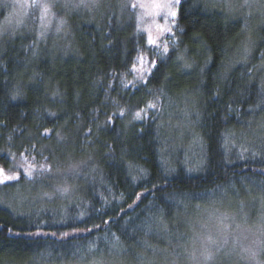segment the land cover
Listing matches in <instances>:
<instances>
[{
    "label": "trees",
    "instance_id": "obj_1",
    "mask_svg": "<svg viewBox=\"0 0 264 264\" xmlns=\"http://www.w3.org/2000/svg\"><path fill=\"white\" fill-rule=\"evenodd\" d=\"M59 5L55 13L69 33L65 50L51 39L39 42L32 22L0 41V166L33 156L40 165L47 157L53 173L25 192L17 183L0 185V264H77L101 254L108 264L120 254L139 264L143 253L175 246L160 226H167L164 235L180 231L177 214L193 208V215L194 207L234 189L264 194V127L252 126L264 122V25L255 43L246 21L183 0L174 40L153 59L145 84L131 72L149 50L132 17L115 8L68 7L66 15ZM17 90L22 96L13 99ZM156 97L157 109L134 120ZM187 99L198 108L194 131L202 148L193 171L179 155L169 160L161 126L171 104ZM51 185L70 192L44 188ZM11 198L21 202L12 206ZM37 231L49 235H27Z\"/></svg>",
    "mask_w": 264,
    "mask_h": 264
},
{
    "label": "rangeland",
    "instance_id": "obj_2",
    "mask_svg": "<svg viewBox=\"0 0 264 264\" xmlns=\"http://www.w3.org/2000/svg\"><path fill=\"white\" fill-rule=\"evenodd\" d=\"M182 1L183 0H181V2ZM201 1L210 8L220 10L230 19L241 20L243 22L246 21L248 35L254 39L256 43L254 34L259 27L264 25V22L261 21L264 15V0H248L247 6H245L244 0ZM48 2L54 3L55 7H53L52 12L45 20H41V11L37 8L35 9L28 6L32 3V0H0V27L6 26L7 21L11 19L13 21L11 29H14L15 33H19L30 26L32 22L34 23L35 36L39 42L43 43L51 39L50 41L55 44V49L65 50V46L69 42V33L67 28H65L64 22L61 24L62 20L59 18L62 17H58L55 13V8L56 4H60V12L64 14L66 12V15L72 10L67 11L68 7H65L67 0H48ZM72 2H76V0H72ZM135 2L136 0H103V6L98 10L115 8L119 13L122 12L121 14H125L130 18L132 17L136 28H138V26L141 29L150 28L154 37H160L158 41L160 47H148V53L141 52L145 55V66H147L148 63L163 52L165 45L168 47V45L173 42L174 38L171 34H161L157 31L156 24L159 23L162 26L164 24L163 16L154 18L144 9L131 8L130 5ZM143 2L145 4H150L151 0H143ZM178 7L179 5H177L175 9L177 12ZM16 20H22L18 28L15 24ZM154 20L155 23L153 22ZM176 20L177 17L175 19V24ZM175 24H169V26L172 27V32L175 28ZM138 32L145 37L147 43V32ZM5 37H10V35L0 37V41ZM255 43H252V45ZM152 52L153 55L151 54ZM134 74L135 76L137 75L136 73ZM261 79L264 81V67ZM191 102L192 100L187 99L171 104L170 111H168V114L163 118L161 126L163 131L164 150L169 160L171 159V154L175 157L179 155L181 159L184 160V163L186 162V166H190L193 171L200 162L198 156L201 154L202 148L201 142L194 131V127L197 123L196 117L198 116V108L195 109L194 107L192 109L189 105L194 104V102ZM259 122L260 121L252 126L264 127V122ZM252 126L248 127L243 132H248L252 129ZM241 136L237 135V139L242 140ZM232 138L233 136L231 135L229 144L233 143L231 142ZM226 147L228 148V152L230 150L236 152L235 148H233L234 145H226ZM28 163H32V161L28 160L25 162L23 158L9 169H14L22 175ZM38 166L39 165H37V167ZM51 175H53L52 171L43 174H34V178L28 180L27 183L25 182V177L22 175L23 181L9 182L8 184L17 183L21 185L25 192V185L28 189H32L33 186L38 188L39 185L46 183ZM44 188H52L56 194L62 195L57 189H62L64 187L60 185H51L45 186ZM22 189L17 190V193H20ZM56 197H54V199L58 200L59 198ZM23 198H25V195ZM68 198L69 197H66L61 201H65ZM16 200L17 199L12 200L11 198V202L9 203L13 206ZM20 202L21 201L17 200V204ZM25 202H27V200L24 201V204ZM18 210L19 207L17 211ZM192 210L193 208L188 209V214ZM194 210L195 212L193 215H188L187 212L177 214V226L180 228V231H177V233L171 232L170 234L164 235L165 231H163V227L159 225L160 228H162L163 236L161 237L169 240V243L175 242V246L170 244V250H147L148 252H146V254L143 253L139 256V264H205L203 258L200 256V241L207 235H211L213 239L218 241L220 249L216 253L215 258L207 262V264H257V261L252 260L245 249L256 250L259 253L257 260L260 261V264H264V194L252 188H244L242 190L234 189L230 193L220 194L219 197L218 195L214 196V199L206 201L202 206L194 207ZM224 215L228 217L225 224L231 226L227 230H224L223 226L218 227V218ZM169 223L175 226V222L171 221ZM237 225H239V228H237ZM152 234L158 236L154 231ZM225 238L227 239V244L223 243ZM149 252L151 253L149 254ZM192 252H195L197 256L196 260L191 259L189 253ZM103 253L107 252L104 251ZM102 258L106 264H108L109 257L102 256ZM77 264H91V261ZM113 264H133V262L120 254L117 256V261Z\"/></svg>",
    "mask_w": 264,
    "mask_h": 264
},
{
    "label": "snow or ice",
    "instance_id": "obj_3",
    "mask_svg": "<svg viewBox=\"0 0 264 264\" xmlns=\"http://www.w3.org/2000/svg\"><path fill=\"white\" fill-rule=\"evenodd\" d=\"M180 2L181 0H151L150 4H145L143 0H136L135 3H132L130 5V7L133 9H136V8L144 9L145 11L148 12L150 16L154 18L163 16L164 24L162 26L159 23H157L156 24L157 31L161 34L175 35L172 32V27L169 26V24H172V25L175 24V19L177 17V11L175 9H176V6L180 4ZM244 3H245V6H247L248 0H244ZM28 6L39 9L41 11L40 19L45 20L48 17V15L52 12V9L53 7H55V4L48 2V0H32V3ZM102 6H103V0H76V2H72V0H67V2L65 3V7H71L73 10L87 9L89 12L98 10ZM153 22L155 23V20ZM12 23L13 21L9 19L7 21L6 26L0 27V37L4 35L14 36L16 34L15 30L11 29ZM21 23H22V20H16L15 21L16 27L18 28ZM61 24H63V21H61ZM137 30L147 32V44L150 48L160 47L158 43L160 37L159 36L154 37L152 35L150 28L141 29L138 26ZM163 51L165 54L168 52L167 45L164 46ZM155 67H156V62L154 60L148 63L147 66H145V55L141 53V54H138L136 60L132 62L131 72L137 74L135 77L136 80L146 84L147 80L145 79V76L152 75L153 74L152 69H154ZM124 87H128V84L125 83ZM18 96H22V93L20 90H17L16 94L12 98L16 99ZM158 100H159V97H156V100L149 102L146 105V108L136 111L133 116V119L142 120L147 115L148 109L156 110L158 106L156 101ZM50 115H55V113H50ZM118 115L121 117L124 116L125 111L123 109H120L118 112ZM107 123H112V117L108 118ZM89 132H91V129H89ZM43 135L45 137L50 136L51 129H45L43 132ZM57 135H59V133H57ZM25 159L27 160V157H25ZM31 159L33 162L27 164V167L24 168V171L22 174L24 177H27L28 180H32L34 178V174H43V173L52 171L51 165L46 163L47 157H44L45 163H41L38 167L35 164V157L33 156ZM22 175L20 172L15 171L14 169H6L5 167L0 166V185H7L9 182H19L22 180ZM57 191H60L62 194H66L69 191V188L64 187L62 189H57ZM262 191H264V189H262ZM195 198H196L195 194H192L191 197H189V199H195ZM179 202L183 203L184 201L181 200ZM227 219H228L227 215L219 217L218 227L223 226L224 230H227L229 227H231L230 225L225 224V221ZM105 223H108V221H105ZM160 223L164 224L163 217H161ZM96 227H99V225H96ZM148 227L149 229L151 228L150 225ZM237 228H239V225H237ZM167 230H168L167 226L164 225L163 231H167ZM86 231H92V229L88 228L86 229ZM27 235L40 236V235H49V233L37 231V232H29L27 233ZM51 235L55 236L56 233H51ZM68 235L69 233L67 232L63 233V237H67ZM223 243L227 244L226 238L223 240ZM115 247L116 246L113 245V248ZM219 250L220 249H219L218 241L216 239H213L211 235H207L206 237L201 239L200 256L203 258V261L205 262V264H207V262L212 261L215 258V255ZM89 251L91 252L93 251V249L90 248ZM245 251L249 253V256L252 260H256L257 264H260V261L257 260V256L259 255V253L256 250L245 249ZM189 255L191 259L193 260L197 259L195 252L189 253ZM91 264H106V262L103 260L102 254H101V258L94 259L91 262Z\"/></svg>",
    "mask_w": 264,
    "mask_h": 264
}]
</instances>
